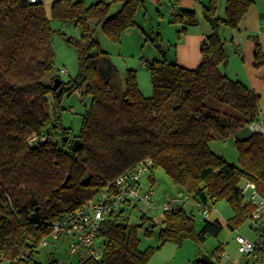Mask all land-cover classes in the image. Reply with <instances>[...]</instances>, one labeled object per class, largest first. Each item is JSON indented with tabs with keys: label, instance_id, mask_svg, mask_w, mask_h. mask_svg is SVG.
<instances>
[{
	"label": "trees",
	"instance_id": "16d2710c",
	"mask_svg": "<svg viewBox=\"0 0 264 264\" xmlns=\"http://www.w3.org/2000/svg\"><path fill=\"white\" fill-rule=\"evenodd\" d=\"M167 1L171 9L173 1ZM252 3L225 0L220 18L215 0H210L202 14L211 34L202 43L199 65L186 69L164 57L147 63L152 94L145 97L135 71H126L122 85L117 76L108 78L97 68L95 59L106 54L90 28L94 21L108 39L119 43L122 33L137 27L136 14L145 8V0H98L90 6L83 0H57L52 4V19L80 31L78 38L66 37L77 51L78 74L62 81L56 91L53 84L59 75L44 83L54 71V54L53 30L43 4L0 0V264H39L35 257L50 234L49 222L94 199L106 183L146 158L152 160L151 183L153 171L162 169L201 212L225 200L234 213L226 222L230 230L250 219L254 206L245 203L240 182L255 183L264 190V136L251 132L235 139L238 165L215 154L210 143L234 135L238 129L232 127L238 124L232 125L233 120L245 124L244 128L264 119L259 118L260 96L220 70L227 60L220 28L237 31ZM115 4L119 8L110 14ZM170 22L182 25L180 36L187 27L197 25V18L194 11L178 9L170 12ZM253 66L264 68V53L256 39ZM115 86H123L118 95ZM78 90L89 95L91 103L81 115L78 135L62 142L69 129L62 125L61 100ZM224 94L236 114L222 120L208 103ZM42 136L44 141H30ZM52 136H59L60 144ZM74 140L82 144L75 152ZM129 218V211L109 215L97 238L101 258L88 257L79 264H148L149 253L140 251L137 231L147 225L149 234L155 225L144 215L139 225ZM222 228L219 220H204L196 231L193 216L175 207L163 211L159 237L161 243L181 244L186 239L200 243L207 237L217 238ZM46 264L58 262L52 259Z\"/></svg>",
	"mask_w": 264,
	"mask_h": 264
},
{
	"label": "rangeland",
	"instance_id": "374dc122",
	"mask_svg": "<svg viewBox=\"0 0 264 264\" xmlns=\"http://www.w3.org/2000/svg\"><path fill=\"white\" fill-rule=\"evenodd\" d=\"M95 2L96 0H84V4L86 6H90ZM215 2L217 10L216 14L220 18H223L225 13V0H215ZM147 3L145 8H140L137 11L136 22L138 27L132 29V32L135 33H132L133 36L130 37V42L128 44L124 42L123 45H121V43L112 42L102 32L101 27L99 25H95L94 21L90 22V28L93 31L100 50L109 53L111 62L116 67V71L118 72L120 78L124 80L127 70L135 71L136 82L140 92L145 97H150L152 94L150 72L142 65V60L147 59L150 62L155 59L161 60L165 58L168 62L175 61V45L181 40V37L184 36V33L178 36L177 32L181 30L182 25L170 22L168 8L170 7V4L164 1L154 8L153 5H147ZM203 3L202 11L203 7L210 3V0H204ZM118 8L119 5H113L110 14L115 13ZM161 16L163 17L161 18ZM47 18L51 21V28L53 30L51 43L54 54V71L46 80H44V83L50 84L52 78L56 77L55 75H59L63 82H67L69 79L75 77L78 74L79 65L77 51L74 47L67 43L66 37L78 38L80 31L71 24H64L56 19H52L49 12ZM196 18L197 22L199 21L201 24H208L204 19L202 12L196 14ZM196 26L187 27V31L190 28H194ZM141 30L144 31L147 37L146 41L145 35L141 34ZM62 33L65 34V36H63ZM219 36L225 44L224 47L229 57L228 62H226V64H222L220 69L221 73L231 80L240 82L253 91L246 74V72L248 73V68H245V65L251 61L250 59L252 56V68L256 70L261 68H255L253 66V52L251 54L249 50L245 59L241 60L236 56L234 50V44L237 42V40H240L242 44L246 43L247 39H244V33L241 32L240 34L239 31L221 27ZM152 39H156V41H152ZM123 40H125L124 37ZM121 42L123 41L121 40ZM102 60V58L98 60L97 67H99L100 64H103L101 63ZM61 70H64L66 73L62 74ZM122 80L120 81L123 85ZM261 81L263 90L260 92L254 91L260 96V108L264 106V76ZM114 90L115 94L118 95L123 90V86H121V88L115 86ZM90 103L91 97L89 95L83 94V92L80 90L74 91L69 96L66 95L62 98L61 105L64 110L61 114V120L63 127L69 129L68 134H66L69 139H73V136L78 135L81 125V115L83 114L84 110L89 107ZM208 108H213L212 110L216 109L222 120H224V118L230 117V115L236 114L235 112L231 111L232 109L230 103L225 94L220 95L213 101H210L208 103ZM209 111L211 112V110H208L204 111V113H208ZM222 114L226 117H223ZM232 125H235L232 127L233 130L237 131L238 129V131L224 141H214L210 143V149L215 154L222 156L227 162L238 165V151L235 146V139L242 140L251 132L246 127L242 128L245 126V124L242 122L233 120ZM52 138L54 141L60 144L59 136H52ZM152 177V183L148 179H143V185L152 186L155 206L152 209H146L139 206L135 208V210L129 212L130 223L135 225L142 224L140 217L144 215L146 218H151L153 224L155 225L153 228H151L152 232L149 234H146V229L148 228L147 225H144L137 231L140 251L149 253L148 264H193L195 261H199L203 256L210 257L211 261L215 262L216 264L220 263L218 260H216L217 257H220L223 264L226 254L230 253V251L227 249V246L232 241V236L230 235L231 230L227 227L226 221L230 220L232 217L226 220L225 216H222L225 220L223 218L219 219L220 222L223 223V228L217 238L207 237L203 242L200 243H197L192 239H186L181 244H176L173 242L161 243L159 234L163 228L162 206L165 204L166 198L168 196L174 198L178 194L176 192V187L171 183L169 177L162 169H156L153 171ZM240 185H242V182H240ZM259 193L264 196L263 189H259ZM184 194L186 195V193ZM243 196L244 201L246 202L249 197V191L244 190ZM181 207L186 211V213L193 216L195 220L196 231H199L204 220H212L211 211L215 210L216 208H224V214L228 213V211L230 214L232 210L225 200H220L216 202L214 206H212L210 213L204 216L201 213V209L195 206V202L191 199V196H189V200L183 203ZM243 226L244 228L250 226V219L246 220L243 223ZM96 246H99V241H96ZM87 258L88 253L85 251L75 255H70L68 252L67 241L65 239H59V241L57 240V242L55 241L51 244L48 243L46 246H39L35 260L39 264H46L52 259H55L58 264H79L80 261H84Z\"/></svg>",
	"mask_w": 264,
	"mask_h": 264
},
{
	"label": "built area",
	"instance_id": "2783aa9c",
	"mask_svg": "<svg viewBox=\"0 0 264 264\" xmlns=\"http://www.w3.org/2000/svg\"><path fill=\"white\" fill-rule=\"evenodd\" d=\"M38 1L40 0H28L29 3ZM177 10V5L173 4L170 12L174 14ZM61 73L66 72L61 70ZM246 128L250 132L264 136V119L252 122ZM38 139L44 141L46 138L45 136L32 137L30 141L35 142ZM151 166L152 160L149 158L138 161L114 180L106 183L94 199L49 222L50 234L41 241L40 246H46L48 243L51 244L64 238L67 240L70 255L85 250L88 257L99 260L103 250L100 246H96V241L99 230L109 215L131 212L139 206L146 209H152L155 206L152 186L143 185V179L149 180ZM240 188L242 193L244 190L249 191L248 202L254 206L251 226L259 231L261 227L264 228V196L259 193L255 183L245 181L242 182ZM188 200L189 196L179 192L174 198L168 196L162 209L163 211L170 210ZM208 212L209 210L205 209L202 214L206 215ZM235 243L239 254L252 258L249 264H264V230L259 231L255 240H248L238 235L235 237Z\"/></svg>",
	"mask_w": 264,
	"mask_h": 264
},
{
	"label": "crops",
	"instance_id": "0c3cea01",
	"mask_svg": "<svg viewBox=\"0 0 264 264\" xmlns=\"http://www.w3.org/2000/svg\"><path fill=\"white\" fill-rule=\"evenodd\" d=\"M55 1H57V0H40V2L43 4L46 17H48V12L51 15V7ZM97 1L98 0H96V2ZM145 1H146V3L148 2L147 5L151 4L154 6V8H156L159 4H161L164 1H166V3H168L167 0H145ZM252 1H253L252 5L249 7L248 12L242 18L241 22L239 23L238 30H237V31H239L240 34H241V32L244 33L245 36H243V37H244V39H247L246 43L242 44L240 42V40H237V42L234 44L235 54L241 60L245 59L249 50H250L251 54H252V52L254 53L255 39L259 42L261 49H262V52L264 53V0H252ZM83 2H84V0H83ZM203 2H204V0H174L173 4H176L177 8L179 10L194 11L195 14H198V13L202 12V6L204 4ZM115 5L118 6L117 4H115ZM169 14H170V9H169ZM162 17L163 16H161V18ZM169 19H170V15H169ZM132 29L133 28L122 33V35L120 36V41H119V43H121V45H123L124 42L126 44H128L130 42V37L133 36L132 33H135V32H132L133 31ZM141 34L145 35L143 30H141ZM209 34H211L210 26H208V24L207 25L201 24L198 21L197 26L194 28H190L188 31H186L184 36L181 37V40L179 39L180 41L176 43L175 55H174L175 61L174 62L177 63L178 66L186 68V69L196 68L201 61L200 50H201L202 43H203L205 37L208 36ZM123 37L125 40H123ZM146 38L147 37L145 35V41L147 40ZM121 40L123 42H121ZM249 43H251V44H249ZM103 52L106 55H103L101 57H97L95 59L96 66L98 64L97 63L98 60H100L101 58L103 59L101 61V63H103V64H100L99 67H97V68L108 78H114L115 76H117L120 80H122L120 78L118 72L116 71L117 70L116 67L111 62V58H110L109 53L106 51H103ZM228 59H229V57L227 55L226 62H228ZM250 60L251 61H249L245 65V68H248V73L246 72V74L248 76L249 84H250L251 88L253 89V91L260 92L263 90L261 79L264 76V68L257 69V70L252 68V65H251L252 64V56H251ZM150 62H152V61H150ZM147 63H149V61L147 59L142 60V65L145 68H146ZM263 110H264V106L262 108H260V105H259V118H264V111ZM176 192H177V194L179 193L177 188H176ZM245 203H249L248 200ZM181 205L182 204L178 205L177 207H181ZM195 206H197L196 203H195ZM210 210L208 213H210ZM224 212H225L224 208H216L215 210L211 211V216H212L211 219L212 220H210V221L212 222L215 220H219L221 218L224 219V217H222V216H225L226 220H228L234 216V213L232 210H231L230 214H229V211L226 214H224ZM206 215H204V216H206ZM253 217H254V213H252V215L250 217V226L244 228V226L242 224L237 229L231 230L230 235L232 236V241L227 246V249L230 251V253L226 254L224 261H223V264H249L252 261L251 257L243 256L241 254H240L241 255L240 256L238 254V252L236 251L237 245L234 241V237L240 235V236H245V238H247L248 240L257 239L258 233H259V231H262L261 229L263 227H261L259 229V231L256 230L254 227H252L251 226V220L253 219ZM238 230H240V231H238ZM62 239H64V238H60V240H62ZM58 241H59V239H58ZM56 242H57V240H56ZM83 251H85V250H83ZM85 252L87 253V251H85ZM216 260H218V262H220L222 264L220 257H217ZM209 262H212L210 257H209ZM212 263H215V262H212Z\"/></svg>",
	"mask_w": 264,
	"mask_h": 264
},
{
	"label": "water",
	"instance_id": "95a60500",
	"mask_svg": "<svg viewBox=\"0 0 264 264\" xmlns=\"http://www.w3.org/2000/svg\"><path fill=\"white\" fill-rule=\"evenodd\" d=\"M224 64H226V61L224 62ZM62 83V80L60 78H56L54 80V84H53V90L56 91L59 86L61 85ZM68 140V137H63L62 138V142H67ZM82 144L78 141V140H74L71 144V149L75 152L77 150H79L81 148ZM68 177L66 178L65 182L68 181ZM262 231L264 230V228L261 229ZM201 263L203 264H208L209 262V257L208 256H203L201 259H200Z\"/></svg>",
	"mask_w": 264,
	"mask_h": 264
}]
</instances>
